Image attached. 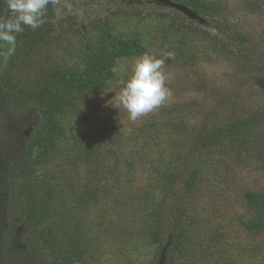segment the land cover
Listing matches in <instances>:
<instances>
[{
	"label": "trees",
	"instance_id": "obj_1",
	"mask_svg": "<svg viewBox=\"0 0 264 264\" xmlns=\"http://www.w3.org/2000/svg\"><path fill=\"white\" fill-rule=\"evenodd\" d=\"M127 3L118 17L125 31H115L111 20L72 30L78 47H64L70 59L60 64L48 51L62 35L49 5L40 28L17 34L0 68V264L83 263L92 245L102 247L113 216L148 237L151 264H264V188L256 180L235 190L242 215L234 223L215 222L206 236L189 215L202 181V187L229 183L231 166L250 160L264 175V105L248 108L234 90L207 111L209 86L192 72L226 64L264 95V67L248 59L258 44L228 28L226 8L217 2ZM142 3L158 10H141L148 16L142 17L136 10ZM145 53H172L165 64L178 75L173 85L186 81L181 85L197 99L125 129L95 126L99 110L87 106L118 76L126 81L130 69L117 73L119 63ZM139 169L146 177L136 181ZM82 220L88 247L77 239Z\"/></svg>",
	"mask_w": 264,
	"mask_h": 264
},
{
	"label": "rangeland",
	"instance_id": "obj_2",
	"mask_svg": "<svg viewBox=\"0 0 264 264\" xmlns=\"http://www.w3.org/2000/svg\"><path fill=\"white\" fill-rule=\"evenodd\" d=\"M127 1L129 0H58L56 6L51 5L53 10V20L51 22L56 29L62 32L59 42L56 43L57 47L54 46L53 49L48 50L52 60L58 64L66 63L65 61L67 60L69 61L70 57L66 55V50L63 48L70 46L78 47L79 41L71 32L76 28H83L88 21L106 20L108 22V20H111L112 28L115 31H125L127 23L124 24L126 21L123 22L118 17L123 19V13L127 8L122 6L121 3L124 4ZM208 1L220 3L222 7L226 8L223 15H226L228 19V28L246 36L250 44H258L256 51L248 54V59L255 67H264V0ZM169 9L166 7L161 10L170 12ZM147 11H149V14L150 12H154V10L149 8ZM141 12L140 15L142 17H148ZM5 15H7L6 5L3 6L0 12V16ZM134 22L135 25L139 24L136 20ZM128 23L132 25L133 22L129 21ZM257 50L258 52H263V54H259ZM10 53V46L0 42V68L3 67ZM132 61L119 63L117 73L122 74L130 69ZM165 71L172 75L168 84L171 96L163 106L136 121H131L125 111L114 107L115 92L118 93L120 87L125 82L120 75L107 88L104 94L93 99L89 106H87L88 108L90 107L88 110H92L93 108L99 110L98 118L94 122L95 126L105 128L112 124H117L125 129L128 126L139 123L145 118L157 116L162 108H166L169 105L197 99L195 94L186 93L185 85L184 87L181 85V83H185L186 81L173 85L174 79H177L176 76L178 77L174 69L168 68L165 64ZM192 72L195 74L196 79L206 82L207 86H209L210 97L204 103L207 111H209L213 100L218 95L225 96V94L232 93L234 90L239 95L240 102H243L244 106L255 108L264 105V95L261 94L258 87L246 83V75L226 64L219 62L215 64L205 63L201 64L198 68H193ZM192 80H194L193 77ZM198 99L201 100L199 97ZM256 167L257 165H255L254 160H250L243 165L231 166L227 174L233 178L229 183L218 184L214 180H211V185L208 184V186L202 187V185L207 183L205 180L202 181L190 201L191 211L189 215L192 218L191 224L194 225L196 220L202 232L205 231V235L207 236L215 230V222H219L220 224L223 222L226 224H230V222L234 223V219L242 215L236 204L238 198L235 195V190L245 188L255 180L257 188H264V175L262 176V173L255 172L254 168ZM145 177L146 171L142 169H139L135 174L136 181L144 180ZM116 193L118 192L116 191ZM105 213L107 214V212ZM106 214L102 215L103 221L106 218ZM94 215L95 212L93 210L88 217L91 219ZM112 219L116 220H112L111 223L107 219L108 225L103 230L104 243L102 247L96 248L92 245V249H88V255L85 256L86 261L75 264H151L154 260V250L150 245L148 237L138 236L136 234L137 229L133 228V224L131 227H128L126 221L122 222V227H120L121 224L119 223L124 219L118 221L120 218L117 216H113ZM83 225L84 220H82V223L80 221L77 239L81 243V246L88 247L89 244L82 233Z\"/></svg>",
	"mask_w": 264,
	"mask_h": 264
},
{
	"label": "clouds",
	"instance_id": "obj_3",
	"mask_svg": "<svg viewBox=\"0 0 264 264\" xmlns=\"http://www.w3.org/2000/svg\"><path fill=\"white\" fill-rule=\"evenodd\" d=\"M57 4L58 0H3L7 15L0 16V42L14 51L17 34L25 28L33 31L40 28L49 5ZM172 55L158 58L145 53L134 58L126 81L115 92L114 107L136 121L163 106L171 96L168 84L172 75L165 71V61L172 59Z\"/></svg>",
	"mask_w": 264,
	"mask_h": 264
},
{
	"label": "water",
	"instance_id": "obj_4",
	"mask_svg": "<svg viewBox=\"0 0 264 264\" xmlns=\"http://www.w3.org/2000/svg\"><path fill=\"white\" fill-rule=\"evenodd\" d=\"M167 2V4H168V6L169 7H175V8H177V9H179V11L180 12H183L184 14H186L189 18H191V19H197V17L193 14V13H191V12H189V11H187L184 7H182V6H179V5H172V4H169V2L168 1H166ZM3 0H0V11H1V9L3 8Z\"/></svg>",
	"mask_w": 264,
	"mask_h": 264
},
{
	"label": "flooded vegetation",
	"instance_id": "obj_5",
	"mask_svg": "<svg viewBox=\"0 0 264 264\" xmlns=\"http://www.w3.org/2000/svg\"><path fill=\"white\" fill-rule=\"evenodd\" d=\"M127 4H128L127 2L124 3V4L121 3V5H122V6H125L126 8H127ZM161 6H162V5H161ZM145 7H146L145 4L142 3V4H140V6H138V8H137L136 10H137V12H138V11L140 12L141 10H145V11H147L148 8H149V9H152V10H156V11L158 10V9H156V5H155V6L153 5L152 8H151V7H147V8H145ZM162 8H163V7H162ZM100 21H101V20H100ZM102 21H103V20H102ZM90 22H91V23H90ZM94 22L97 23L98 21H88L85 25H87V24H93ZM85 25H84V26H85ZM84 26H83V27H84Z\"/></svg>",
	"mask_w": 264,
	"mask_h": 264
}]
</instances>
